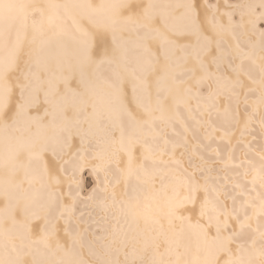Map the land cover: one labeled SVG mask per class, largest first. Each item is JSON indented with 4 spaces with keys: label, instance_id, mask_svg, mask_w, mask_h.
Segmentation results:
<instances>
[{
    "label": "snow or ice",
    "instance_id": "snow-or-ice-1",
    "mask_svg": "<svg viewBox=\"0 0 264 264\" xmlns=\"http://www.w3.org/2000/svg\"><path fill=\"white\" fill-rule=\"evenodd\" d=\"M152 7L149 0L148 19ZM183 7L178 35L193 39L179 43L156 30L167 63L157 77L155 100L145 106L137 99L143 118L125 107L130 130L118 116L109 143L93 153L95 163L87 158L82 136L81 154H73L77 162L63 180L51 171L46 147L29 153L30 161L43 164L45 189L21 222L29 233L39 224V235L21 244L30 252L38 246L31 264H264V0H249L239 21L222 12L227 23L216 15L218 0H203L202 7L210 9L203 21L196 0H185ZM145 51L154 71L159 58L147 45ZM18 52L19 45L7 62L0 58V82L17 70ZM246 61L258 77L245 68ZM57 91L58 85L45 94L53 112L58 104L47 97ZM38 103L18 104L14 119ZM7 108V97L0 94V118ZM71 138L54 141L53 159L71 146ZM6 216L11 214L0 208V226ZM88 237L94 261L83 255ZM43 249L74 258L53 262L43 258ZM0 264L25 261L19 252L12 258L0 251Z\"/></svg>",
    "mask_w": 264,
    "mask_h": 264
},
{
    "label": "bare ground",
    "instance_id": "bare-ground-1",
    "mask_svg": "<svg viewBox=\"0 0 264 264\" xmlns=\"http://www.w3.org/2000/svg\"><path fill=\"white\" fill-rule=\"evenodd\" d=\"M38 1L3 0V5L0 6V58L6 62L17 52V46L27 31L24 29L25 11L32 4L35 8L34 3L38 5ZM45 1L52 5L51 3L55 4L57 0ZM62 1H68L70 5L73 1L76 8L68 6L62 8L60 12L51 9L46 24L49 23L53 31L36 39L37 42H33L32 46L29 44L30 48L27 46L29 54L27 52L26 69L23 67L24 63H20L18 56L17 70L11 73L14 76L8 73L10 75L7 74L6 79L0 82V94L6 96L8 102L7 111L0 118V185H3L5 189V194L0 195V208L6 209L11 214V216H6L3 225L0 226L3 232L0 236V251L6 252L12 258H15L19 252L24 257L25 264H31L33 257H37L35 249L38 246L34 245L30 252L28 247L22 248L21 244L28 245L39 235V224H34L29 233L21 222L26 223L27 214L32 210L33 198H42L45 193V189L41 187L43 164L37 160L30 161L29 153L46 147L48 151L45 152V156L51 171L63 180L64 175L69 174L73 164L77 162L75 157L81 154L79 151L82 147L81 137L84 136L87 139V143L83 145L87 149V158L95 163L92 160L93 153L109 143L111 139L109 134L116 131L118 116L126 131L130 130L129 120L124 115L123 109L127 107L143 118L142 110L137 107V99H141L147 106L149 100L154 101L157 96L159 87L157 77L160 76L162 67L167 62L161 55L156 30L167 34L179 43L193 39L178 35L184 25L183 19L166 23L162 11L167 8V5L164 6L162 2L164 0H152L153 7L149 13L151 19L146 18L144 14L149 0ZM228 2V0H223L224 5L221 2V7L226 8ZM125 3L130 6L124 7ZM208 3H217V1L208 0ZM202 4L203 0H197V7L203 21L210 9L202 7ZM57 6V9L60 8ZM218 8L216 15L227 23V16L221 14L227 11L220 9L219 4ZM259 11H261L260 8L257 9V12ZM242 12L246 13L247 8L239 10L238 21ZM232 18L234 20L233 15ZM141 24H146L148 28L156 30L153 32L143 30L144 38L139 40L140 30L138 31L135 27ZM225 39L229 45L232 43L230 37H225ZM241 41L242 47L247 48V45L243 43V37ZM90 44L91 48H89ZM146 45L159 58L158 61H154L156 65L154 71L148 64L150 57L145 51ZM19 51L21 52L20 48ZM175 56H180L179 50L176 51ZM32 62H36L35 71L32 73L36 76L33 83L30 82L29 77L26 80L24 76L28 73V65ZM109 62L115 71L110 76L108 73L101 74V67ZM98 68L100 75H97ZM245 68L253 69L254 75L258 77V70L250 62H245ZM180 78L182 77H178ZM140 81H145L146 85L136 87ZM57 85L58 91L47 97L58 104L56 111L53 112L52 105L45 103V94L51 93ZM25 87H27L26 91H22ZM134 87H136L135 93ZM36 100L39 101L38 105L30 108L27 115L14 119L18 104H23L25 101L34 103ZM171 102L170 97L169 105ZM45 109L49 114H45ZM30 117H39V119L32 120ZM69 134L72 137L71 146L62 153H57L59 159H53L50 153L54 141L63 140L68 143ZM255 135L259 138L258 131ZM252 158L259 162L258 158ZM65 160L69 163H64ZM61 165L63 173L60 172ZM61 187L64 188V185L62 184ZM60 239L64 243L67 242V237L63 233ZM90 239L91 237H88L85 241L83 255L86 259L94 261L96 257L89 255L88 240ZM100 244V241H95L97 248ZM13 245L16 247V252L12 251ZM53 247H55V241H53ZM43 251L46 253L43 258L53 262L57 259L74 258L65 256L61 251H56L55 255H51L47 249ZM29 252L30 254L25 255ZM120 259L123 260L122 255Z\"/></svg>",
    "mask_w": 264,
    "mask_h": 264
},
{
    "label": "rangeland",
    "instance_id": "rangeland-1",
    "mask_svg": "<svg viewBox=\"0 0 264 264\" xmlns=\"http://www.w3.org/2000/svg\"><path fill=\"white\" fill-rule=\"evenodd\" d=\"M35 1H37V0H35ZM176 1H178V2H176ZM176 1H172V0H169V1H166V0H164V1H162L163 3H164V6H166L167 8L166 9H163L162 11L164 12L163 14V18H164V20L166 21V23H171V22H173V21H176V20H180V19H182V17H183V13H184V7H183V4H184V1L185 0H176ZM181 1V2H180ZM215 1H217V0H215ZM229 2L226 4V8H223V6L221 7V2H222V4H223V0H219L218 2V4L220 5V9H225V11H229L230 13H232V15H233V17H234V21H236L237 19H238V15L239 14H237L238 12H239V10L241 9V8H247V7H245L249 2V0H235L234 2H233V0H228ZM232 1V2H231ZM41 2H42V5H41ZM55 2V1H54ZM63 2V3H62ZM174 4H173V3ZM237 2H238V4H239V7H237L236 8V6L235 5H238L237 4ZM72 3V5H70V4H68V1L67 2H64V1H62V0H57L56 1V3L55 4H53V3H51L52 5H49L48 4V2L47 1H45L44 2V0H39L38 1V5H39V7H38V5H37V3H34V5H35V8H34V6H33V4L29 7V8H27V10L25 11V14H24V18H25V24H24V29H25V31L28 33V35H27V33L25 32V36L21 39V41H20V43H19V48H20V50H21V52L19 51L18 52V56H19V61H20V63H24L23 64V67H25V69H26V66H27V59H28V54H29V52H28V47H29V44L32 46L33 45V42L34 43H36L37 42V40L36 39H40V37L41 36H43V35H48L51 31H53V29L50 27V25H49V23L48 24H46L47 22H48V17H49V11L51 10V9H55L54 11L55 12H60V10L62 9V8H67L68 6H73V7H75L76 8V5L74 4V2L72 1L71 2ZM173 4V5H171V4ZM196 3H197V0H196ZM230 3L232 4V5H230ZM234 3H235V5H234ZM246 3V4H245ZM44 4V5H43ZM68 4V5H67ZM171 6H170V5ZM175 4H177V5H175ZM48 5V6H47ZM56 5H58L60 8H56ZM62 5V6H61ZM224 5V4H223ZM230 5V6H229ZM33 6V7H32ZM57 6V7H58ZM176 6V7H175ZM235 6V7H234ZM44 7V8H43ZM52 7V8H51ZM227 7H228V9H227ZM38 8V9H37ZM41 8V9H40ZM183 8V9H182ZM232 8V9H231ZM234 8V9H233ZM32 9V10H31ZM175 9V10H174ZM180 9H182L181 11H180ZM257 9H259V8H257ZM165 10V11H164ZM48 11V12H47ZM28 12V13H27ZM34 12V13H33ZM39 12V13H38ZM169 12H170V14H169ZM47 14V15H46ZM235 14V15H234ZM30 15V16H29ZM41 15V16H40ZM42 15H43V17H42ZM181 15V16H180ZM30 17V18H29ZM38 17V18H37ZM172 17V18H171ZM175 17V18H174ZM179 17V18H178ZM235 17H237V18H235ZM29 18V19H28ZM37 18V19H36ZM170 18V19H169ZM32 19V20H31ZM45 19H47V20H45ZM173 20V21H172ZM238 21V20H237ZM44 22V23H43ZM52 22H53V20H52ZM54 23V22H53ZM44 25V26H43ZM141 25H145V24H141ZM141 25H139V26H136L135 28L139 31L138 33H139V40H141V39H143L144 38V34H142L144 31H149V32H153V31H155L156 29L155 28H148V27H144V26H141ZM25 26H27V27H25ZM38 26V27H37ZM29 27V28H28ZM47 27H48V29H47ZM50 27V28H49ZM28 28V29H27ZM33 29V30H32ZM37 29H38V33H37ZM144 30V31H143ZM48 31V32H47ZM142 31V32H141ZM42 33V34H41ZM53 33V32H52ZM140 33H141V35H140ZM33 34H37L36 36L35 35H33ZM31 35H32V37H33V39H32V37H31ZM27 36V37H26ZM30 36V38H28ZM38 37V38H37ZM33 40V41H32ZM31 41V43H29ZM39 41V40H38ZM140 42V41H139ZM25 43V44H24ZM28 44V45H27ZM26 47H24V46ZM41 45H43V42H41ZM28 46V47H27ZM24 47V48H23ZM30 48V47H29ZM22 50H24V51H22ZM27 50V51H26ZM29 51H30V49H29ZM27 52H28V54H27ZM22 54V55H21ZM26 54V55H25ZM26 56V57H25ZM21 57H22V59H21ZM25 60H26V62H25ZM24 61V62H23ZM35 64H36V62H32V63H30L29 65H28V77H29V79H30V82H32L33 83V81H34V79H35V77L36 76H34L32 73L35 71V69H34V66H35ZM33 66V67H32ZM101 74L102 73H108V75L110 76V74L111 73H113V71H115L113 68H112V65H111V62H109V64H107L106 66H102L101 67ZM22 72H24V70H21ZM12 72H10V74H11ZM10 74H8V76L10 75ZM13 74H11V76H12ZM97 75H100V71H99V68H98V70H97ZM14 76V75H13ZM113 80H115V79H113ZM27 87H28V85H27ZM27 87H25L24 89H22V91H26V89H27Z\"/></svg>",
    "mask_w": 264,
    "mask_h": 264
}]
</instances>
